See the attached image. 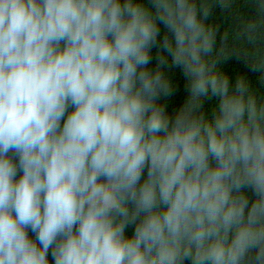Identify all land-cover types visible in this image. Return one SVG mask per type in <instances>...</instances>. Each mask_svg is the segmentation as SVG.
<instances>
[{"label":"clouds","instance_id":"clouds-1","mask_svg":"<svg viewBox=\"0 0 264 264\" xmlns=\"http://www.w3.org/2000/svg\"><path fill=\"white\" fill-rule=\"evenodd\" d=\"M253 4L223 39L264 73ZM211 7L0 0V264H264V98L219 70Z\"/></svg>","mask_w":264,"mask_h":264},{"label":"trees","instance_id":"trees-1","mask_svg":"<svg viewBox=\"0 0 264 264\" xmlns=\"http://www.w3.org/2000/svg\"><path fill=\"white\" fill-rule=\"evenodd\" d=\"M255 14L256 9L253 0H229L227 9H221L216 0H212V7L207 22L217 31L216 55L214 59L219 70L226 74L233 82L237 76H244L249 81L250 87L259 100L260 98H264V73L254 72L250 69L240 54L242 45L239 41L231 38L227 41L223 39L225 32H236L242 21L252 19ZM157 52L156 48H153L151 51L152 61L149 67L153 70L157 66ZM163 71L172 82L173 92L169 97L162 98L161 103L166 104L167 113L173 115L175 110L180 108L187 99L186 80L181 69L171 66L170 61L169 66L164 68ZM213 99L205 97L201 100L202 107L200 111L208 118H211ZM21 175L22 172L17 171L15 179H19ZM49 260L51 264V255H49Z\"/></svg>","mask_w":264,"mask_h":264}]
</instances>
